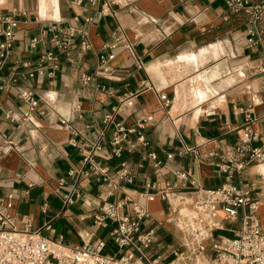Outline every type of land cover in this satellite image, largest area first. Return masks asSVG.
<instances>
[{
  "label": "crops",
  "instance_id": "0c3cea01",
  "mask_svg": "<svg viewBox=\"0 0 264 264\" xmlns=\"http://www.w3.org/2000/svg\"><path fill=\"white\" fill-rule=\"evenodd\" d=\"M10 12L19 25L0 72L5 80L15 62L36 67L38 57L51 50L52 27H83L91 51L61 55L58 70L33 79H22L26 69L19 68L15 87L30 90L38 101L32 123L25 118L28 107L0 90V144L8 140L16 146L0 156V214L8 219L3 229L21 231L29 222L52 244L94 248L103 242L104 256L118 255L111 228L96 229L91 217L122 192L106 199L101 180L77 181L69 175L72 169L100 168L113 177L126 168L131 183L120 185L131 194L148 182H175V173L182 171L204 188L219 187L226 181L219 171L226 160L219 156L236 144L243 125L237 112L250 105L256 135L251 147L264 143V38L261 46L247 48L251 26L222 0H0V15ZM33 39L37 43L30 49ZM99 53L114 54L111 80L95 76ZM127 94L134 95L128 108L121 103ZM119 106L123 112L115 113ZM106 116L126 127L151 118L141 131L146 145L130 135L120 156L112 157L113 126L103 122ZM96 146L101 149L92 163L84 162ZM210 152L218 156L210 158ZM260 173L263 166L249 165L230 181L256 197L264 191ZM63 195L73 203L64 205ZM147 211L162 219L165 208L153 201ZM165 231L157 232L161 245L170 244Z\"/></svg>",
  "mask_w": 264,
  "mask_h": 264
},
{
  "label": "built area",
  "instance_id": "2783aa9c",
  "mask_svg": "<svg viewBox=\"0 0 264 264\" xmlns=\"http://www.w3.org/2000/svg\"><path fill=\"white\" fill-rule=\"evenodd\" d=\"M222 1L228 11L244 14L251 26L246 47L261 46L264 38V0L254 4L248 0ZM92 21V18L85 19L86 23ZM18 25L15 12L0 15V72L11 56ZM49 32L52 34L51 50L38 57L35 68H31L29 62L18 61L11 67L6 80L0 77V90L12 92L28 107L25 118L31 123L30 117L36 112L38 101L30 90L15 87L20 76L17 73L19 68L26 69L22 79H33L42 76L47 69L50 72L58 70L61 55L68 58L73 51H91L87 31L83 27L55 26ZM36 43L33 39L28 47L34 49ZM113 58V53H99L95 76L111 80L113 69L109 63ZM125 96L121 103L128 108L134 95ZM159 99L165 106L168 105L166 96L160 94ZM120 112L123 110L119 106L115 113ZM237 113L243 116L241 134L236 144L219 156L226 160L219 168L226 175V181L219 187L204 188L190 172L182 171L175 173V182H164L162 185L148 182L131 194L120 185L123 181L131 183L126 168L113 177H108L106 170L100 168L87 171L72 169L69 172L77 181L91 176L101 180L106 199L122 192L121 198L105 200L91 217L96 229L111 228L110 241L120 254L104 256L101 253L103 242L94 248L88 244L80 247L52 244L38 230H33L29 222L21 231L5 230L2 226L8 224V219L0 214V264H49L52 260L58 263L66 260L72 264H264V230L259 215L264 191L253 197L230 181L233 173L239 174L249 165L264 167V143L257 148L251 147L256 140L251 129L254 121L252 106L239 109ZM103 122L113 126L111 155L119 157L122 144L130 135H136L137 144L146 145L141 131L144 124L152 120L145 118L132 127H126L122 121L115 122L112 116H106ZM15 148L12 141H5L0 144V156ZM100 149L96 146L93 152L84 155V162L91 164L93 153ZM207 156L213 158L218 154L210 152ZM151 158L155 160V157ZM11 198L10 195L7 197L8 200ZM61 200L64 205L73 203L69 195H63ZM153 201L164 205L162 219L153 218L147 211V204ZM5 207H11L9 201ZM161 229L178 234L175 248L156 249L160 245L157 232Z\"/></svg>",
  "mask_w": 264,
  "mask_h": 264
},
{
  "label": "rangeland",
  "instance_id": "374dc122",
  "mask_svg": "<svg viewBox=\"0 0 264 264\" xmlns=\"http://www.w3.org/2000/svg\"><path fill=\"white\" fill-rule=\"evenodd\" d=\"M259 169H261V168H258L257 170V172L259 173ZM264 212H261V211H259V215H260V218H261V223H262V227H263V229H264V214H263ZM165 233L166 234H168V231H165ZM169 236V238H170V244L169 245H158L157 246V248L156 249H171V248H175L176 246H177V241H178V234L176 233V232H170L169 234H168Z\"/></svg>",
  "mask_w": 264,
  "mask_h": 264
},
{
  "label": "trees",
  "instance_id": "16d2710c",
  "mask_svg": "<svg viewBox=\"0 0 264 264\" xmlns=\"http://www.w3.org/2000/svg\"><path fill=\"white\" fill-rule=\"evenodd\" d=\"M161 241H163V243H166L168 240H166V238H162Z\"/></svg>",
  "mask_w": 264,
  "mask_h": 264
},
{
  "label": "bare ground",
  "instance_id": "6f19581e",
  "mask_svg": "<svg viewBox=\"0 0 264 264\" xmlns=\"http://www.w3.org/2000/svg\"><path fill=\"white\" fill-rule=\"evenodd\" d=\"M260 174H262V173H260ZM264 175V174H263Z\"/></svg>",
  "mask_w": 264,
  "mask_h": 264
}]
</instances>
